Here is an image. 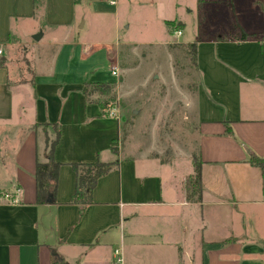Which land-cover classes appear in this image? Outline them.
Listing matches in <instances>:
<instances>
[{
    "label": "crops",
    "instance_id": "obj_1",
    "mask_svg": "<svg viewBox=\"0 0 264 264\" xmlns=\"http://www.w3.org/2000/svg\"><path fill=\"white\" fill-rule=\"evenodd\" d=\"M94 1L0 0V264H116L114 248L121 264H264L262 176L248 161L250 153L264 156V39H237L233 25L228 38L205 32L196 46V86L180 113L152 93L102 110L97 96L81 91L91 81L85 59L93 43L75 37L90 24ZM125 3L151 6L163 26H184L176 0ZM258 19L255 31L241 28L258 33ZM45 29L57 37L44 41ZM45 45H57L54 58L42 59ZM119 46L106 49L107 60ZM17 55L25 58L22 74ZM160 125L191 131L193 146L162 130L158 136ZM56 130L55 191L38 203L35 163L45 160ZM193 156L198 202L186 200L184 188ZM96 160L116 165L81 208L70 202L71 164Z\"/></svg>",
    "mask_w": 264,
    "mask_h": 264
},
{
    "label": "rangeland",
    "instance_id": "obj_2",
    "mask_svg": "<svg viewBox=\"0 0 264 264\" xmlns=\"http://www.w3.org/2000/svg\"><path fill=\"white\" fill-rule=\"evenodd\" d=\"M228 1L207 0L202 4V12L205 14L204 31L208 37L228 38L230 37V25L236 26V24L237 28L235 30L232 28L234 31L239 32L241 27L247 31L256 30L258 15H260L256 7L248 0H232L236 22L231 17ZM176 3L177 14L184 22L179 35L174 34V31L172 32L165 25L166 32L165 26L155 19L153 9L149 5L134 4L132 6L125 3V0L117 5H110L106 0L94 1L93 8H96L94 10L97 13L94 11L93 18L89 21L90 24L76 33L75 37L77 40L89 39L94 46V49L89 48L92 54L85 59L87 66L90 67L87 71V79L117 81L115 97L108 102L109 109L129 104L136 97L141 98L152 93V98L155 96L154 99L162 101L160 106L168 108L172 105L174 113L177 114L181 111L185 95L194 91L198 75L189 48L185 43L193 41L196 37L195 7L197 2L196 0H176ZM89 17L90 15L87 16ZM45 30L44 41L57 37L56 34L51 35L49 30ZM253 34L259 39V35H256L258 33ZM126 42L134 44L126 45L124 44ZM118 44H120L119 49L110 55L109 58L112 59L110 62L106 57V49H112ZM45 48L49 51H44L42 59L48 60L51 56L54 58L57 45H45ZM21 49V46L18 47L19 55L22 57ZM19 55L16 56L17 69L22 74L21 70L23 71L25 66L20 61L25 58ZM109 66L117 68L116 75L111 74ZM146 78L147 82H144ZM162 80L169 82L164 83ZM117 92L120 97L117 96ZM143 123L144 121L141 120V125ZM175 127V130L170 133L161 126L156 133L159 136L162 130V133H168L169 141L179 145L185 141L186 144L191 143L193 146L194 133L183 126L176 125Z\"/></svg>",
    "mask_w": 264,
    "mask_h": 264
},
{
    "label": "trees",
    "instance_id": "obj_3",
    "mask_svg": "<svg viewBox=\"0 0 264 264\" xmlns=\"http://www.w3.org/2000/svg\"><path fill=\"white\" fill-rule=\"evenodd\" d=\"M207 0H197V37L194 41L186 43L189 48L191 59L195 64L196 61V46L197 42L203 40L205 35V14L202 12V4ZM213 1V0H212ZM232 0L228 1L230 6V13L234 12ZM253 6L260 12L261 15V29L258 32L259 39H264V0H251ZM165 25L169 27L172 32L182 28V22L175 20H165ZM237 25H233L235 30ZM237 39H245L249 36H255L253 33L248 34L241 28L234 31ZM215 38V37H214ZM216 39H220L218 36ZM116 82L114 81H84L82 83L81 91L89 100L91 95L97 96V103L103 109L108 108L109 101L115 97ZM58 130L55 132V137L47 141L46 150L44 153L45 160L37 161L34 168L35 194L36 202L42 203L45 201L48 193L54 194L57 172L59 163L53 157V149L58 138ZM250 164L258 167L261 171L262 185L264 189V156H258L250 153L248 156ZM116 165V161H93L87 163H72L71 166L76 174V188L70 197V202L77 203L83 208L86 204L92 202V189L96 184L97 179L108 172ZM185 197L186 200L198 202L201 199V178H200V160L197 156L192 158V172L185 179ZM80 208V210H81Z\"/></svg>",
    "mask_w": 264,
    "mask_h": 264
},
{
    "label": "built area",
    "instance_id": "obj_4",
    "mask_svg": "<svg viewBox=\"0 0 264 264\" xmlns=\"http://www.w3.org/2000/svg\"><path fill=\"white\" fill-rule=\"evenodd\" d=\"M109 2L110 3H114L113 0H110ZM175 33L179 35L180 34V30H176ZM110 71H111V74H113V75L117 74V68L116 67H111ZM112 253H113V256H114V262L116 264H121L122 263V254H121L120 249L119 248H114Z\"/></svg>",
    "mask_w": 264,
    "mask_h": 264
},
{
    "label": "water",
    "instance_id": "obj_5",
    "mask_svg": "<svg viewBox=\"0 0 264 264\" xmlns=\"http://www.w3.org/2000/svg\"><path fill=\"white\" fill-rule=\"evenodd\" d=\"M34 37H38V35L37 36H34Z\"/></svg>",
    "mask_w": 264,
    "mask_h": 264
}]
</instances>
